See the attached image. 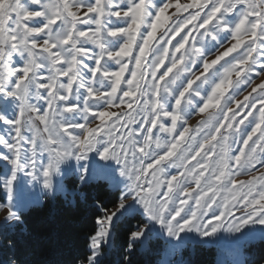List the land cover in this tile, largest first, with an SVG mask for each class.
I'll use <instances>...</instances> for the list:
<instances>
[{
    "label": "snow or ice",
    "instance_id": "6c2138e0",
    "mask_svg": "<svg viewBox=\"0 0 264 264\" xmlns=\"http://www.w3.org/2000/svg\"><path fill=\"white\" fill-rule=\"evenodd\" d=\"M262 76L264 0H0V230L21 222V173L55 195L75 161L79 183L126 187L77 264H104L137 204L129 251L153 235L172 249L264 240Z\"/></svg>",
    "mask_w": 264,
    "mask_h": 264
},
{
    "label": "trees",
    "instance_id": "16d2710c",
    "mask_svg": "<svg viewBox=\"0 0 264 264\" xmlns=\"http://www.w3.org/2000/svg\"><path fill=\"white\" fill-rule=\"evenodd\" d=\"M0 163V171L3 170ZM68 192L53 197L43 196L41 203L21 211V222L7 231L0 230V264H77L89 251L88 237L97 228L96 219L104 215L103 206L111 211L118 206L119 190L104 181L79 183L66 179ZM0 204L5 203V188L0 182ZM128 221L131 223L129 224ZM144 219L126 217L113 234L104 264H160L166 250L161 238H149L146 248L140 242L130 251L129 227L135 229ZM250 264H264V240L247 248ZM129 259L125 260L124 257ZM181 264H218L215 246L194 244L183 250Z\"/></svg>",
    "mask_w": 264,
    "mask_h": 264
},
{
    "label": "rangeland",
    "instance_id": "374dc122",
    "mask_svg": "<svg viewBox=\"0 0 264 264\" xmlns=\"http://www.w3.org/2000/svg\"><path fill=\"white\" fill-rule=\"evenodd\" d=\"M159 2V0H158ZM181 2H186V0H181ZM36 7V6H33ZM175 9L170 10L171 12H174ZM115 19V18H113ZM175 19V18H174ZM159 35V33H158ZM183 35V33L181 34ZM118 39V38H117ZM180 37H177V40H179ZM210 38L209 41H205V45H207L208 43H210ZM176 41H173V44H175ZM214 43V42H211ZM149 59H151V57H149ZM230 59V58H229ZM89 63H91L89 61ZM223 63V62H222ZM200 65L197 64V69H199ZM219 67V65L217 66ZM161 71H163V69H161ZM183 79V77H182ZM255 84H259L261 82H264V76L262 77H253ZM179 83V82H178ZM199 83V82H198ZM255 84L253 86H255ZM205 88H207V86H204ZM249 91H251L250 87H243L240 90V93L238 94L237 98L239 99H243V95H246ZM231 94V93H230ZM199 99V98H196ZM234 106V105H233ZM115 110V109H114ZM91 119V118H89ZM202 119L201 116L193 114L189 117V124L192 126V128H196L199 124V121ZM94 126V125H93ZM7 126H3L0 125V131H3L6 129ZM199 139V138H198ZM25 147H28V145H25ZM0 150L6 151L5 149L0 148ZM92 156H95V153H92ZM46 159V154L45 156H40L38 157V161L39 160H44ZM98 159V158H97ZM3 166H7V167H11L10 165L7 164L6 161H2L0 162ZM82 163H88V162H82ZM72 165L75 166L74 170L69 171L67 175L63 176V177H57L56 179L58 181H61V183L63 184V188L61 190H58L56 192V194L61 193V194H65L68 192V188L66 185V179L70 178V177H75L78 180V177L80 175V169H79V164H77L75 161L71 162ZM113 168H119V166L115 165L113 163ZM38 172H39V163H38V168H37ZM177 172V169H168V173L170 174H175ZM166 173V174H168ZM118 175V172H117ZM241 179H248V176H241ZM123 179V178H120ZM20 180H23L26 183V189H25V193H24V202L23 205L21 207V211H25L27 210V208H29L32 205H37L41 203V200L43 198V196H49V197H53L55 195H53L50 192H47V190H44L41 186V184L33 182L31 180L30 177L24 176L23 173L20 174V177L17 181V183H20ZM92 181H104L106 182L109 187L112 190H119L121 192V196L123 195L124 191H126V187L125 184H120L119 187H117L112 181L108 180V179H102V178H93L90 182ZM130 202V201H129ZM5 203H7V191L5 189ZM13 204L17 203L16 197L14 196ZM138 211L136 212L135 215H140L144 220H146V217L142 215L143 210L140 209L139 204L136 205ZM116 208H114L113 210H115ZM111 210V211H113ZM8 216V210L7 208H4L2 211H0V224H3L5 221V218ZM16 221H12L11 222V226L15 223ZM114 223H116V221H114ZM159 226H157L158 229ZM147 235V233H146ZM192 236H195V234H191ZM220 235H222L225 239V241H230L232 239H234V236L227 234V233H221ZM152 238H156L155 235L152 236ZM159 238H161L163 241H167V237L166 236H160ZM210 241L213 240V238H209ZM262 239L259 238V236H257L256 239L252 240L251 242H249L248 244H246L244 247L240 248V249H233L232 247H230L227 243L225 244H217L215 242H205L203 238L196 236L194 241H190L188 243H186L185 245L176 248V249H172L168 243H166V250L163 254V258L160 261V264H181V255L184 249L194 245V244H205L208 246H215L217 251H218V264H250L252 257L250 256V252L247 251V248L255 243H258L259 241H261ZM111 242V239L109 241V244ZM139 242V241H137ZM141 243V242H140ZM172 243H178L173 241ZM147 245V240H145L142 243V248H146ZM109 245H105L104 247H108Z\"/></svg>",
    "mask_w": 264,
    "mask_h": 264
}]
</instances>
